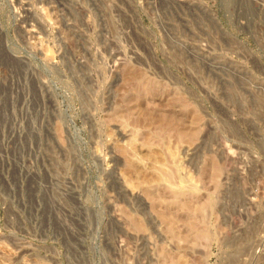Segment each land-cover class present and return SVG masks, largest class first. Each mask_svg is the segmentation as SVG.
<instances>
[{
    "label": "rangeland",
    "instance_id": "rangeland-1",
    "mask_svg": "<svg viewBox=\"0 0 264 264\" xmlns=\"http://www.w3.org/2000/svg\"><path fill=\"white\" fill-rule=\"evenodd\" d=\"M230 11L0 0V264H264V44Z\"/></svg>",
    "mask_w": 264,
    "mask_h": 264
},
{
    "label": "built area",
    "instance_id": "built-area-1",
    "mask_svg": "<svg viewBox=\"0 0 264 264\" xmlns=\"http://www.w3.org/2000/svg\"><path fill=\"white\" fill-rule=\"evenodd\" d=\"M215 4L228 6L235 28L244 27L251 34L256 31L264 44V0H215Z\"/></svg>",
    "mask_w": 264,
    "mask_h": 264
}]
</instances>
